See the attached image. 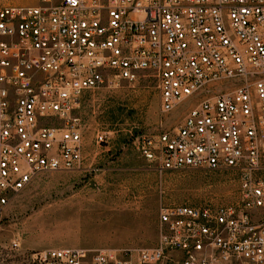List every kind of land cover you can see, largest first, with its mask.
<instances>
[{"label":"built area","instance_id":"1","mask_svg":"<svg viewBox=\"0 0 264 264\" xmlns=\"http://www.w3.org/2000/svg\"><path fill=\"white\" fill-rule=\"evenodd\" d=\"M37 2L0 10V210L43 174H98L83 97L150 72L164 114L193 106L176 129L137 135L131 147L159 172H232L240 197L163 208L159 245L138 251V263L264 264V0ZM133 255L98 253L94 264ZM82 257L54 252L44 262Z\"/></svg>","mask_w":264,"mask_h":264},{"label":"rangeland","instance_id":"2","mask_svg":"<svg viewBox=\"0 0 264 264\" xmlns=\"http://www.w3.org/2000/svg\"><path fill=\"white\" fill-rule=\"evenodd\" d=\"M10 5L38 2L0 0V10ZM192 106L186 103L164 114L158 81L150 72L133 85L122 82L87 92L78 116L87 156L100 172H50L12 196L0 210V264H46L44 259L54 252L85 254L81 264H94L98 253L128 250L134 253L130 264H139L138 251L159 245L163 208L235 204L240 194L232 172H159L130 145L137 135L159 136L176 129ZM99 133L108 135L102 147L96 143Z\"/></svg>","mask_w":264,"mask_h":264}]
</instances>
